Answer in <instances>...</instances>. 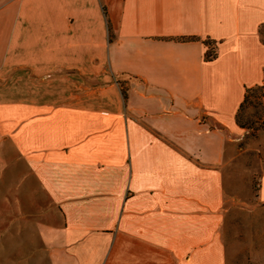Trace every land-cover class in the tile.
<instances>
[{"label": "crops", "instance_id": "0c3cea01", "mask_svg": "<svg viewBox=\"0 0 264 264\" xmlns=\"http://www.w3.org/2000/svg\"><path fill=\"white\" fill-rule=\"evenodd\" d=\"M262 26L264 0H0V173L17 158L60 219L38 264H225Z\"/></svg>", "mask_w": 264, "mask_h": 264}, {"label": "rangeland", "instance_id": "374dc122", "mask_svg": "<svg viewBox=\"0 0 264 264\" xmlns=\"http://www.w3.org/2000/svg\"><path fill=\"white\" fill-rule=\"evenodd\" d=\"M259 38L264 42V26L259 28ZM235 122L241 133L222 164L227 195L220 232L225 264H264V205L256 202L264 152L262 83L251 88ZM17 161L15 158L8 172L5 168L0 173V236L4 235L0 238V264H38L33 255L39 247L37 224L52 231L60 219ZM6 230L13 232V239H5Z\"/></svg>", "mask_w": 264, "mask_h": 264}, {"label": "trees", "instance_id": "16d2710c", "mask_svg": "<svg viewBox=\"0 0 264 264\" xmlns=\"http://www.w3.org/2000/svg\"><path fill=\"white\" fill-rule=\"evenodd\" d=\"M263 43H264V42H263ZM211 58H213V55H211L210 52H208V53L205 54V59H211ZM262 85H264V72H263ZM261 87H263V86H261ZM252 88H253V87H252ZM250 91H251V88H247V89L244 90L243 98H242L241 103H240L239 106H238L237 111L242 107V105H243L244 102L246 101L247 96H248V93H249ZM236 113H237V112H236ZM235 118H236V114H235L234 120H235ZM235 123H236V122H235ZM239 127H240V126H239Z\"/></svg>", "mask_w": 264, "mask_h": 264}]
</instances>
